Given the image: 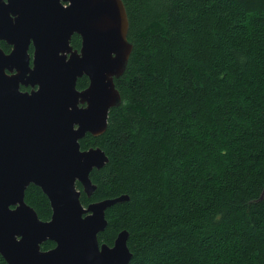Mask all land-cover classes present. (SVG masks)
Segmentation results:
<instances>
[{"label": "trees", "instance_id": "obj_1", "mask_svg": "<svg viewBox=\"0 0 264 264\" xmlns=\"http://www.w3.org/2000/svg\"><path fill=\"white\" fill-rule=\"evenodd\" d=\"M122 1L121 104L79 141L108 157L82 204L129 196L105 211L99 244L126 230L129 264H264V0ZM24 200L50 218L39 187Z\"/></svg>", "mask_w": 264, "mask_h": 264}, {"label": "water", "instance_id": "obj_2", "mask_svg": "<svg viewBox=\"0 0 264 264\" xmlns=\"http://www.w3.org/2000/svg\"><path fill=\"white\" fill-rule=\"evenodd\" d=\"M128 30L122 0H0V41L11 47L0 46V255L7 264H129L126 230L111 246L98 241L105 211L129 196L82 204L81 194L96 189L90 173L108 157L79 143L103 134L121 104L114 80L133 50ZM83 76L88 84L78 89ZM30 185L47 197L48 220L25 202ZM45 241L54 247L41 249Z\"/></svg>", "mask_w": 264, "mask_h": 264}, {"label": "flooded vegetation", "instance_id": "obj_3", "mask_svg": "<svg viewBox=\"0 0 264 264\" xmlns=\"http://www.w3.org/2000/svg\"><path fill=\"white\" fill-rule=\"evenodd\" d=\"M10 50H11V47L9 46V50H7L6 52H9ZM32 51H33V48H32V46H30V48H29V54H32ZM21 90H23V91H30L31 88L29 86H27V87L22 86L21 87Z\"/></svg>", "mask_w": 264, "mask_h": 264}]
</instances>
